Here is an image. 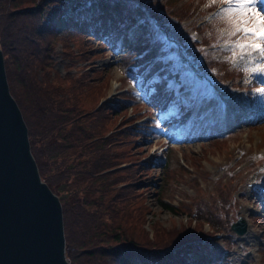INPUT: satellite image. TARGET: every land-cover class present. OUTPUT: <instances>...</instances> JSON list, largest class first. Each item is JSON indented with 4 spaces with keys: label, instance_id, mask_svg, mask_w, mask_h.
<instances>
[{
    "label": "rangeland",
    "instance_id": "rangeland-1",
    "mask_svg": "<svg viewBox=\"0 0 264 264\" xmlns=\"http://www.w3.org/2000/svg\"><path fill=\"white\" fill-rule=\"evenodd\" d=\"M154 1H162L163 4L156 17L151 12L144 13L133 0H120L118 5L135 17L134 26L130 28L132 37L137 33L150 39L161 36L171 46L169 51L162 48L160 53H166L164 59L181 70L179 88L183 90H175L178 92L176 99L166 111H161L156 105V96L144 99L147 91L134 81L130 75L134 72L127 71L118 56L126 49V40L120 41L113 50L110 45L100 48L95 38L86 44L82 43V39H72L68 45L72 56L63 53L60 43L55 41L50 51L52 69L61 79L70 73L75 77L85 74L86 81H95L100 88V97L87 101L84 109H92L107 100L122 104L115 123L107 128L103 136L113 131L119 133L125 127L138 129L136 144L126 146L124 153L116 155V170L130 167L133 162L153 160L146 170L144 184L140 185L141 189H148L143 191L140 200L133 199L129 206L131 211L142 208L145 222L132 227L127 223L124 233L141 241L145 239L141 228L153 240V222L161 223L166 231L176 230L174 235L180 234L182 228H196L217 235L215 238L220 240L219 245L227 252V260L223 264H264V258L260 256L264 249V223L257 220L260 212L264 214V93L255 92L256 88L264 87V76L248 78L238 67L226 62V57L230 56L223 43L228 39L227 22L213 15L222 6V0ZM149 2L142 0V7H147ZM93 7L104 13L114 12V5L107 0L90 2L79 6L78 10H92ZM56 23L61 32L60 22ZM221 30H225L223 37ZM181 38L182 50L188 60L182 68L179 67L184 64L182 53L172 48ZM192 41L197 45L193 46ZM84 47L93 53L87 55ZM82 52L84 55H81ZM208 61L212 66L198 70L197 65ZM40 71L42 69L38 68L36 77L41 79ZM225 72L231 74L230 77ZM173 84L171 81L170 85ZM216 97L227 99L231 110L237 101L242 115L234 119L229 117L230 123L227 124L219 112V102H213ZM188 100L192 101L187 110L188 119L179 126H172L164 116L175 112L180 103ZM249 100L252 105L248 104ZM191 121L199 125L203 122L210 124L222 141L191 140L188 138ZM171 132L173 140L167 138ZM168 145L171 150L166 149ZM72 160H68L71 165L76 162ZM90 179L88 174L79 175L70 178L64 187L67 192L82 190L89 185ZM163 182H166L165 188L158 193L157 188ZM91 196L97 198L101 195L92 193ZM106 196L109 197L108 194ZM106 196L103 195V198L107 199ZM161 200L175 206L176 214L161 208ZM209 215L221 217L218 225L222 226V232L216 233L214 226L209 227L206 222ZM238 218L244 220L247 227L246 233L241 236L230 231L229 226ZM128 222L133 224V221Z\"/></svg>",
    "mask_w": 264,
    "mask_h": 264
},
{
    "label": "trees",
    "instance_id": "trees-1",
    "mask_svg": "<svg viewBox=\"0 0 264 264\" xmlns=\"http://www.w3.org/2000/svg\"><path fill=\"white\" fill-rule=\"evenodd\" d=\"M68 2L80 4L82 0H0V50L9 91L26 124L40 179L61 203L66 260L69 264H223L222 249L213 239V232L187 227L174 235L176 230L166 231L161 223L153 222V240L142 228L145 239L141 241L124 233L127 223L132 227L145 222L144 210L137 207L131 211L129 206L133 199L140 200L143 191L148 189H141L140 185L144 184L146 170L153 160L115 169L116 155L124 153L126 146L136 144L138 129L125 127L119 133L113 131L103 136L115 123L122 104L107 100L92 109H84L87 101L100 97V88L95 81H86L85 74L75 77L68 73L59 78L52 69L51 45L58 41L63 53L72 56L68 47L72 39H82L86 44L95 38L100 48L110 45L112 40L110 46L114 49L121 37L129 42L119 53L120 59L125 66L130 63L136 66L138 61L134 63L131 59L134 54L146 47L147 58L156 55L162 43L157 40L152 46L144 37L131 41L128 31L133 22L131 18L125 20L124 14L118 19L113 15L108 18L85 11L77 13L75 7L68 8ZM53 14L62 22L61 33ZM85 48L87 55L93 53ZM160 64L159 61L156 66ZM38 68L42 69L41 79L36 77ZM163 74L170 75L169 70L164 69ZM152 87V94L159 101L169 98L171 92L166 91L164 79ZM148 97L151 96L144 95L145 100ZM197 132L194 141H222L207 126ZM69 159L76 162L71 165ZM83 174L91 177L89 185L67 192L64 184ZM165 184L158 186V193L164 190ZM92 193L101 196L93 198ZM159 205L176 214L172 204L161 200ZM257 218L264 221L261 216ZM220 219L219 215H209L206 220L209 227H215L216 233L222 232V226L218 225ZM193 244L196 258L189 256Z\"/></svg>",
    "mask_w": 264,
    "mask_h": 264
},
{
    "label": "water",
    "instance_id": "water-1",
    "mask_svg": "<svg viewBox=\"0 0 264 264\" xmlns=\"http://www.w3.org/2000/svg\"><path fill=\"white\" fill-rule=\"evenodd\" d=\"M238 219L230 227L244 233ZM59 198L40 179L0 50V264H69Z\"/></svg>",
    "mask_w": 264,
    "mask_h": 264
},
{
    "label": "snow or ice",
    "instance_id": "snow-or-ice-1",
    "mask_svg": "<svg viewBox=\"0 0 264 264\" xmlns=\"http://www.w3.org/2000/svg\"><path fill=\"white\" fill-rule=\"evenodd\" d=\"M261 5L264 0H222V6L213 14L227 22L228 39L223 43L230 56L226 62L238 67L248 78L264 76V7ZM224 31L221 30V37ZM255 92L264 93V87L256 88Z\"/></svg>",
    "mask_w": 264,
    "mask_h": 264
},
{
    "label": "bare ground",
    "instance_id": "bare-ground-1",
    "mask_svg": "<svg viewBox=\"0 0 264 264\" xmlns=\"http://www.w3.org/2000/svg\"><path fill=\"white\" fill-rule=\"evenodd\" d=\"M8 88H9V85H8ZM10 92V91H9ZM213 102L215 103H218V109H219V112H221L223 114L222 118H225L224 120L227 121V124L230 123V120H229V113L232 111L229 106L227 105L228 102H227V99H221V98H215L213 100ZM235 117H239L240 115H242V112L241 111H236L235 113ZM262 228L264 229V227L262 226Z\"/></svg>",
    "mask_w": 264,
    "mask_h": 264
}]
</instances>
